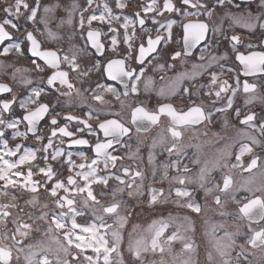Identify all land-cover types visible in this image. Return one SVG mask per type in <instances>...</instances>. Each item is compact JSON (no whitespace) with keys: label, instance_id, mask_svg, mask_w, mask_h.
Returning a JSON list of instances; mask_svg holds the SVG:
<instances>
[{"label":"clouds","instance_id":"clouds-1","mask_svg":"<svg viewBox=\"0 0 264 264\" xmlns=\"http://www.w3.org/2000/svg\"><path fill=\"white\" fill-rule=\"evenodd\" d=\"M4 96L0 264H264V0H0Z\"/></svg>","mask_w":264,"mask_h":264},{"label":"snow or ice","instance_id":"snow-or-ice-1","mask_svg":"<svg viewBox=\"0 0 264 264\" xmlns=\"http://www.w3.org/2000/svg\"><path fill=\"white\" fill-rule=\"evenodd\" d=\"M0 98L7 99V96L0 97ZM13 115H16V116H18V115H19V113H16V112L14 111V112H13Z\"/></svg>","mask_w":264,"mask_h":264},{"label":"rangeland","instance_id":"rangeland-1","mask_svg":"<svg viewBox=\"0 0 264 264\" xmlns=\"http://www.w3.org/2000/svg\"><path fill=\"white\" fill-rule=\"evenodd\" d=\"M33 1L35 3V0H29L30 4H33ZM138 3H139V1H138ZM113 6H114V1H113Z\"/></svg>","mask_w":264,"mask_h":264},{"label":"flooded vegetation","instance_id":"flooded-vegetation-1","mask_svg":"<svg viewBox=\"0 0 264 264\" xmlns=\"http://www.w3.org/2000/svg\"><path fill=\"white\" fill-rule=\"evenodd\" d=\"M113 1H114V0H113ZM138 1H139V0H136L137 3H138ZM6 135H7V133H6ZM41 191H43V189H42Z\"/></svg>","mask_w":264,"mask_h":264},{"label":"trees","instance_id":"trees-1","mask_svg":"<svg viewBox=\"0 0 264 264\" xmlns=\"http://www.w3.org/2000/svg\"><path fill=\"white\" fill-rule=\"evenodd\" d=\"M33 4H34V1H33Z\"/></svg>","mask_w":264,"mask_h":264}]
</instances>
